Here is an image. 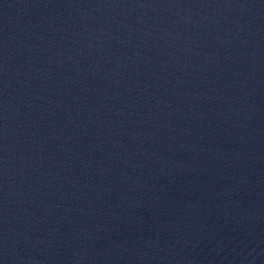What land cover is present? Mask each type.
<instances>
[{
  "label": "water",
  "instance_id": "obj_1",
  "mask_svg": "<svg viewBox=\"0 0 264 264\" xmlns=\"http://www.w3.org/2000/svg\"><path fill=\"white\" fill-rule=\"evenodd\" d=\"M0 264H264V0H0Z\"/></svg>",
  "mask_w": 264,
  "mask_h": 264
}]
</instances>
